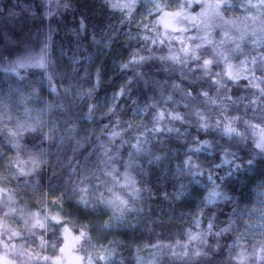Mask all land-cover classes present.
Returning <instances> with one entry per match:
<instances>
[{
  "label": "clouds",
  "instance_id": "1",
  "mask_svg": "<svg viewBox=\"0 0 264 264\" xmlns=\"http://www.w3.org/2000/svg\"><path fill=\"white\" fill-rule=\"evenodd\" d=\"M253 58L264 0H0V252L264 264V93L225 67Z\"/></svg>",
  "mask_w": 264,
  "mask_h": 264
},
{
  "label": "snow or ice",
  "instance_id": "2",
  "mask_svg": "<svg viewBox=\"0 0 264 264\" xmlns=\"http://www.w3.org/2000/svg\"><path fill=\"white\" fill-rule=\"evenodd\" d=\"M119 3V0H117ZM162 23L165 25L166 29L177 30L178 26L175 23L173 17L168 15L162 18ZM181 39L182 38H178ZM239 47V45H237ZM191 46H186L183 51L188 53L191 51ZM173 59H179L177 56H173ZM142 59V58H141ZM225 59L227 60V56L225 54ZM211 63L210 60H205L204 64L207 67ZM226 74L232 80L239 81L242 77L247 80L251 87L259 90L260 92L264 93V86H262V81H264V68L257 69L256 61L253 58L252 64L249 65L248 60L245 59L241 64L237 65L232 63L231 61H227L226 65ZM171 99V97H169ZM173 118H180L178 113L172 114ZM160 118L164 117L163 111L159 113ZM227 131H234L231 128L230 124L225 125ZM257 135L259 136L258 144L264 145V129L260 130ZM54 219H59V217H54ZM34 224H39L41 227L44 226V222L36 219ZM0 227H3L0 224ZM65 235V242L59 248V254L55 256H49L47 254L35 253L32 254L35 256L36 259H41L45 262H50V264H84V257L78 254L75 249L77 243L82 238L84 233H81V236H74L71 231L67 228L64 230ZM0 246H3L5 249L8 248V245L0 240ZM261 253H264V248L260 249ZM103 255V253H101ZM239 259L243 262L247 260V253L245 249L240 250ZM0 264H15V262L10 258V256L6 252H0ZM89 264H91V259H89Z\"/></svg>",
  "mask_w": 264,
  "mask_h": 264
}]
</instances>
